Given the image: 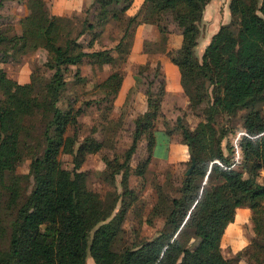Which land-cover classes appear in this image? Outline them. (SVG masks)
Returning <instances> with one entry per match:
<instances>
[{
	"label": "trees",
	"instance_id": "16d2710c",
	"mask_svg": "<svg viewBox=\"0 0 264 264\" xmlns=\"http://www.w3.org/2000/svg\"><path fill=\"white\" fill-rule=\"evenodd\" d=\"M208 1L144 0L126 16L133 0H92L82 15L71 14L81 22L80 31L71 37L69 28L57 21L45 0H30V13L21 19L20 33L9 36L0 30V61L17 59L39 46L47 51L43 65L51 71L48 75L33 71L30 81L20 83L0 67V264H86L88 256L94 264H235L222 254L221 238L239 206L251 209L254 234L249 247L236 255L249 264H264V115L253 107L264 102V0H230L229 10L233 22L238 20V28L221 24L198 56L199 23ZM169 12L182 34V43L167 53L180 69L193 113L202 111L209 119L201 118L190 127L183 117H176L169 133L175 130L180 134L188 165L191 155L195 165L189 174L184 173L179 196L163 195L153 207L154 213L164 217L156 235L123 243L130 202L116 209L119 197L103 199L88 187L87 174L79 167L88 153L102 147V141L93 135L79 140L78 117L84 108L75 106L76 96L68 97L65 106L59 102L67 90L66 72L72 65L73 83L85 81L79 67L83 62L109 63L115 68L96 83L103 92L101 99L113 101L122 83L117 67L126 60L133 26L154 23L162 32L159 43L164 50L168 33L163 19ZM111 19L119 25L125 22L119 40L112 47L86 50ZM153 70L150 75L139 69L144 80L135 75L137 86L146 82L147 109L133 121L132 142L121 167L128 165L137 142L145 135L147 155L139 173L162 141L157 140V134L168 133V128H155L162 116L160 103L165 89L159 62ZM107 105L104 110L111 107ZM238 108L247 109L242 122L246 134L239 140L243 155L254 157L253 172L247 176L229 166L230 156L221 147L229 126L213 123L216 117L231 115ZM44 112L50 114V120L43 131V152L30 160L27 172H17L20 136L28 132V120ZM168 139L169 135L165 143ZM62 152L73 155L72 169L61 165ZM260 172L262 179L258 180ZM123 178V192L132 193L125 169Z\"/></svg>",
	"mask_w": 264,
	"mask_h": 264
},
{
	"label": "rangeland",
	"instance_id": "374dc122",
	"mask_svg": "<svg viewBox=\"0 0 264 264\" xmlns=\"http://www.w3.org/2000/svg\"><path fill=\"white\" fill-rule=\"evenodd\" d=\"M29 1L30 0H0V30L3 33L9 36L20 33L21 19L30 13ZM143 1L141 2V5ZM45 2L49 11L54 13L59 3H64L65 0H45ZM86 2L87 5L83 6V9L88 7V4L91 3L90 0H87ZM229 2L230 0H209L208 3H206L207 6L205 5L204 7L203 17L199 23V44L202 43L203 38L207 37V34H211V31L214 28L217 30L221 24H228L234 30L238 28V20L233 22L234 16L230 13ZM83 9L81 11H73L68 15H82L84 12ZM170 14V12L166 13V18L163 19V22L167 24L166 33H170L171 27L180 32L177 24L172 22ZM120 22V25H118L117 21L114 20V22L110 23V26H108L109 39L120 34L121 28L124 26L123 24H125L124 21ZM116 28L118 29L117 31L114 30ZM160 34H162V32L160 33L159 31V36ZM31 42L32 44L34 43L33 40H31ZM201 45L198 46V49L196 46V53L198 56H200L198 50L201 48ZM47 57L48 54L46 50L35 47L28 52L19 55L17 59L2 63L4 64L8 76L15 74L21 75L22 73L28 72V81H30V75L33 71H38L45 75L50 74L51 71L43 65ZM123 63H121L118 70H121L120 68L124 65ZM155 65L156 64L153 65V68L150 71L152 75L154 73L153 69ZM74 70L75 66H71L66 72V78L69 80V83L64 98H62L59 104L65 106L68 97L76 96L77 100L75 106L81 105L84 108V111L78 117L80 122V128L78 129L79 140H82L83 137L87 135H93L101 140L103 144L97 152L88 153L86 155L79 169L86 172L88 187L98 193L101 198L111 199L119 197L116 209L121 205L130 202L126 213V219L123 223V227L125 228L121 235L123 243H130L132 240L138 241L151 238L156 235L157 231L164 223L163 215L161 213H154L153 207L163 195H168L169 197L179 196L180 192L178 188L180 182L186 169L189 167L187 162L188 155H186L183 161L176 162L175 164L165 163L155 159L152 160L151 158L145 170L142 173H139L140 163L147 155L146 138L145 135H143L137 142L136 149L128 160V165L125 168H121L125 161V152L132 142V134L134 130L133 121L137 115V112L133 110L131 97L126 106L122 105L119 109H115L111 100L108 102L101 99V96L103 95L102 90L96 86V80L90 78L94 76L97 71L94 70V72L91 73L90 70H88L87 65H85L80 70V74H84L85 81L73 83ZM101 73L105 74L106 72L102 71ZM140 78H142V75ZM142 80H144V78H142ZM19 82L22 83V81ZM145 86L146 82H143L140 85L142 88H145ZM94 100H98V103ZM85 101H90L91 103L85 105ZM257 101L258 100H255L254 102L256 103ZM106 103L108 104L107 106L111 107L104 110L103 107ZM253 107L260 108L264 115V102L260 103L259 101V103L257 102ZM171 109L172 110H167V113L171 111V113L174 114L173 117L180 112V109L174 110V107ZM191 110L190 113H185V121L190 127L194 126L201 118L209 119V115L203 113L201 109L199 110L201 111L199 115L193 113V108H191ZM246 111V108H238L231 115H221L216 117V121L213 122L216 127L219 126L220 123L229 126L228 133L222 139L221 147L224 154L228 157L230 156L231 160L229 166H233L232 168L243 171L244 176L252 174V161L254 160V157L250 156L245 158L243 150H241L240 163L233 165L234 148L232 146V138L238 132L244 131L242 122ZM160 112L162 113V109ZM49 120L50 114L47 112L41 114L36 113L30 118V120H28L29 130L27 133L20 136L19 154L21 159L16 167L17 172H27L30 160L33 157L42 154L45 145L43 131ZM175 120L176 118L167 119L162 113V116L159 117L155 123V128L158 131H163L168 128V133L162 134V136L157 134L158 141L162 140L164 142L165 138L169 135V140L172 138L174 143L181 142L180 134L178 132L173 130V132L169 133V130L171 131L175 126ZM68 132L72 133V127L68 128ZM165 146L166 144L164 143L157 146L155 154L159 153L160 155L165 153ZM59 159L63 167L68 169L73 168V155L71 153L62 152L59 155ZM107 161L109 164H107ZM117 169L120 170L116 172L115 170ZM124 169L127 174V185L132 189V193L130 194H125L123 189ZM261 174L262 173L260 172L257 178L258 180L262 179ZM206 177L207 174L205 175L203 182L206 181ZM31 185L32 183L29 185L28 189L31 188ZM246 229L248 228L246 227ZM252 229L253 228L248 229L251 234L253 233Z\"/></svg>",
	"mask_w": 264,
	"mask_h": 264
},
{
	"label": "crops",
	"instance_id": "0c3cea01",
	"mask_svg": "<svg viewBox=\"0 0 264 264\" xmlns=\"http://www.w3.org/2000/svg\"><path fill=\"white\" fill-rule=\"evenodd\" d=\"M86 1L87 0H65L64 3H59L53 13L59 23L69 28L68 34L71 37H74L78 34L81 28V22L77 18L71 17V15L68 14L73 11H81L83 9V6L87 5ZM91 1L92 0H90V2ZM142 1L143 0H133L131 8L126 12V16L132 15L141 5ZM86 8L87 7H85L83 10H85ZM113 22L114 19H111L105 25L100 35H98L94 39L93 45L91 47L87 46L86 50L114 46V44L122 35V29L120 31V34H117V36L109 39L108 26H110V23ZM117 24L119 25L118 21ZM214 29L211 31V34H207V37L203 38V41L201 43L202 45L199 43L197 44V49L198 46L201 45V48L198 50L199 54L202 53L204 47L209 42L211 35L216 31V29ZM114 30L117 31L118 29L116 28ZM181 43V32H178L176 29H172L171 27V31L170 33H168L165 49L161 50L159 43V30L157 26L151 22L137 23L133 29L131 48L127 54L126 60L123 63L124 65L120 68L122 70H120V72L122 73V83L113 98V107L115 109H119L124 104L125 99L129 95L130 89H132L130 97L133 110L137 112V114L144 112L147 109V97L144 88L140 87L141 84L138 86L135 84V75L141 77V74L138 73L139 69H142L144 74L150 73L151 75L150 71L152 70L153 65L159 62V75L164 78L165 89L164 95L161 99L162 113L167 119H175L179 115L185 119V113H190L192 111L189 106V98L185 94L181 84L180 69L178 65L170 59V56L167 53V50L178 49L181 46ZM30 44H32L31 40ZM37 48L44 49L39 46ZM112 54L116 55L117 52L113 50ZM2 62L3 61H0V67L5 70L4 64ZM85 65H87L88 70H90L91 73L94 72V70L97 71L95 75L93 74L94 76L90 77L92 80H96V82L102 81L109 73H111V71L115 69L112 68L111 64L109 63H104L102 65H92L91 63L84 62L79 65L80 70ZM117 68H119V66ZM102 71L106 73L102 74ZM5 72L8 76L6 70ZM8 77L13 81H22V83H24L28 81L29 73L25 72L21 75L15 74ZM170 107H174V110L180 109V112L175 114V117H173L174 114L171 113V111L167 113V110H172ZM162 143H165V141H160L159 145L157 143L154 151H156L157 146H160ZM165 144L166 152L163 153L164 155H159V153L154 154L152 156V160L155 159L157 161L175 164L176 162H181L183 161V159H185L187 155V148L184 144H182L180 141L174 143L172 138L170 140L168 139ZM250 216L251 209L249 207H237L234 220L227 225V227L225 228V232L223 233V236L221 238L222 254L226 258L235 261V264H249L244 257H237L236 252L238 250H243L249 247L250 238L254 234V232L251 234L248 230L252 228ZM246 227L248 229H246ZM86 264H94L91 256L87 257Z\"/></svg>",
	"mask_w": 264,
	"mask_h": 264
},
{
	"label": "built area",
	"instance_id": "2783aa9c",
	"mask_svg": "<svg viewBox=\"0 0 264 264\" xmlns=\"http://www.w3.org/2000/svg\"><path fill=\"white\" fill-rule=\"evenodd\" d=\"M243 134H246L245 131H240L238 132L233 138H232V146L234 148V157H233V160H234V164H238L240 163V157H241V145H240V137L241 135ZM230 167H233V166H230Z\"/></svg>",
	"mask_w": 264,
	"mask_h": 264
},
{
	"label": "water",
	"instance_id": "95a60500",
	"mask_svg": "<svg viewBox=\"0 0 264 264\" xmlns=\"http://www.w3.org/2000/svg\"><path fill=\"white\" fill-rule=\"evenodd\" d=\"M194 165H195V158H194L193 155H191V164L189 165V167L185 171V174L186 175L190 173V171L192 170V168L194 167Z\"/></svg>",
	"mask_w": 264,
	"mask_h": 264
}]
</instances>
